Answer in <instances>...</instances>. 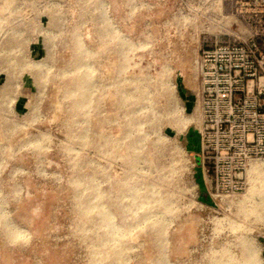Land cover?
Masks as SVG:
<instances>
[{
  "label": "rangeland",
  "instance_id": "374dc122",
  "mask_svg": "<svg viewBox=\"0 0 264 264\" xmlns=\"http://www.w3.org/2000/svg\"><path fill=\"white\" fill-rule=\"evenodd\" d=\"M252 45L264 0H0V264H264L246 59L200 76Z\"/></svg>",
  "mask_w": 264,
  "mask_h": 264
},
{
  "label": "built area",
  "instance_id": "2783aa9c",
  "mask_svg": "<svg viewBox=\"0 0 264 264\" xmlns=\"http://www.w3.org/2000/svg\"><path fill=\"white\" fill-rule=\"evenodd\" d=\"M248 48L220 46L213 52H206L205 60L200 64V76L202 87L207 86L205 92L214 94L219 102L231 105L238 91V83H242L243 79L239 77L242 64L236 63L237 57L239 56L240 60L243 57L246 59L248 73L245 75L246 85H242L241 92L244 93L245 88V97L250 99V103L246 111L248 121L243 126L245 135L242 133L241 137L249 159H259L264 157V75L259 77L258 70L264 65V61L263 58L254 61L251 54L255 47L252 45ZM218 55H225L226 59Z\"/></svg>",
  "mask_w": 264,
  "mask_h": 264
},
{
  "label": "bare ground",
  "instance_id": "6f19581e",
  "mask_svg": "<svg viewBox=\"0 0 264 264\" xmlns=\"http://www.w3.org/2000/svg\"><path fill=\"white\" fill-rule=\"evenodd\" d=\"M251 162H253V161H251Z\"/></svg>",
  "mask_w": 264,
  "mask_h": 264
}]
</instances>
